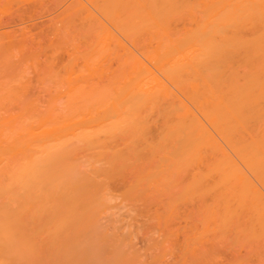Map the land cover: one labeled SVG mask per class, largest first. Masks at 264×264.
I'll return each mask as SVG.
<instances>
[{
  "label": "bare ground",
  "instance_id": "1",
  "mask_svg": "<svg viewBox=\"0 0 264 264\" xmlns=\"http://www.w3.org/2000/svg\"><path fill=\"white\" fill-rule=\"evenodd\" d=\"M73 5L65 11L80 19L62 49L80 63L67 59L66 90L52 76L63 97L26 102V88L18 104L24 92L0 82V94L10 88L18 100L0 99V264H163L174 247L167 264H218L238 245H264V125L255 127L264 120V0ZM108 41L117 69L86 81ZM121 207L135 223L146 218L134 229L144 227L147 256L134 248L136 231L118 227Z\"/></svg>",
  "mask_w": 264,
  "mask_h": 264
},
{
  "label": "rangeland",
  "instance_id": "2",
  "mask_svg": "<svg viewBox=\"0 0 264 264\" xmlns=\"http://www.w3.org/2000/svg\"><path fill=\"white\" fill-rule=\"evenodd\" d=\"M72 2L75 3L76 0H74V1L73 0H59V1L58 0H1L0 1V22H2L1 23L2 26H0V33H1L0 34V41L3 40V43L4 42H8V43H5L6 45H4L3 43L0 42V56L2 57L1 58L2 60L0 59V61H1L0 62V68H2V69H0V71H1L0 72V82L1 81H4L3 83H5V84L7 82V84L5 86H4L3 83H0V84H3V86H4L3 87L1 85L3 87L2 89L6 88V86L7 87L9 86L10 88H12L11 89L12 91H11L10 95H14V91H15V90H13V87H12L11 84H13L14 86H16L18 88L17 91L19 93L22 92V91L24 92L23 94L20 93L21 95L18 93L21 96V100L19 99V101H18L14 96L13 97L12 96H10V97L8 96L9 95V92H10V90H9L10 88H8V89H5V91L3 92L4 94H2V93L0 94V95H2V97L0 96V99L1 98L2 99L5 98V100H6V99H8V98H6L8 96L9 98H12L13 100L15 99L16 101H18V104H19L20 101H21V103L22 102H25L26 101L25 99H27L26 97L30 98V99H27L26 102H28L29 100L30 101H34L35 100L36 102L39 101V103H42L43 101H44L43 103H46V102H48L50 100L57 99L58 96H59L58 99L61 98V97H63V93L65 92V90L68 88V85H69V82L67 81L68 79L67 78H64V77H66L65 76L66 71L69 70V68H67L65 66L66 61H67V59H69L68 60L69 66L68 65L67 66L70 67V68L72 66H74V67L77 66L78 67L77 64L80 63V62H77V64H76V61H78V60L75 61V59L72 56L73 55L72 54V51H73L72 50V47H70L69 53H68V51L66 49L65 50H64V48L62 49V47H65V45H66V48H69V45H71V43L70 44L69 43H66L65 40H63V39H66V37H65L66 35L64 36V34H66V32H68L66 30L67 29L69 30V28L72 27L71 24L73 25L75 23L73 26L78 25V22H77L78 20H77L76 17H78V19H80L78 15H76V17L74 16L76 14V13L74 14V10H72L73 13L72 12H70V13L73 14V16L75 17V20H74V17L73 16L68 15V14H70L68 12L71 11L70 8L75 5V4L73 5ZM67 7H70V8H67ZM65 8H67V10ZM65 10L68 11V12H66ZM61 13L62 14L63 13H65V14L68 13L67 15H68L69 18H66V15L64 16V18H61L62 17L61 16L62 15ZM70 16H71V18H70ZM60 19H63V21L61 20L62 23H60V24L57 25V23L60 21ZM64 19H66V20L67 19L68 20L71 19L70 20L71 23L68 20H67V22H66V20L64 21ZM102 21L106 24L105 20H102ZM64 22H66L65 23L66 26L63 27V28L59 27V25L60 26L63 25ZM68 22H69V26H67L68 25ZM53 23H56V24H53ZM57 27H58L59 30H62V31H59L60 34H59L58 31H55L56 32L55 33L56 35H55L52 30H56ZM2 32H3V35L5 34L4 36L2 35ZM114 32H115L116 36H119L118 39L120 41H122L123 43L128 44V42L126 41L125 38H123L118 32H116V31H114ZM7 35L10 36V37L7 38ZM60 35H61V37H60ZM21 36H23V37H21ZM59 37H60V40L62 41V43L60 45L58 44L59 46L57 47V41L54 43V40L56 38L59 39ZM120 37H121V39H120ZM18 38H19V40H18ZM21 38L24 40V44H22L23 41H21L19 43V41L21 40ZM70 38H68L66 40H70ZM51 43H53V44L51 45ZM110 43L111 42L108 41V44H110ZM21 44L23 45L22 47H20ZM67 44H69V45L67 46ZM108 44H106V46L104 45L106 47V49L104 48V46H101V50L103 48L105 49V50L103 49L101 51V53L103 51H105V52H103L101 54V57H102V55H103V57L105 56V58L108 55H109V57H107V59L100 57L101 58L100 60H102V61L99 60L100 61V63H99L100 66L98 65V68L96 70L97 72L94 71L92 75L89 74L87 76L88 78L86 77V79H87L86 81L89 80L91 82V80H92V82L95 81V82L98 83V81L101 79V81L103 80L102 83H104V79L106 78L108 80V77L111 75V73L117 69V60L115 59L116 63H115L114 60H112L113 59V55L111 54V52L115 48V54H116V53L119 52V48L118 47H115L114 44H112V43H111V45H108ZM7 45L9 47H4V46H7ZM107 46H108V48H107ZM18 47L20 48V50H19ZM56 47L59 49V52H58V49ZM111 47H113V48L109 50V48H111ZM5 48H7V50ZM56 49H57V52H56ZM9 50H10V52H9ZM14 50H15V53H14ZM5 51H7V53ZM53 51H54V53L52 54ZM60 51H62V52H60ZM66 51H67V56L65 55L66 54L65 53ZM239 51H240V53H239ZM2 54H4V55L2 56ZM232 54H233V56H232ZM34 55H36V56H34ZM37 55H38V57H37ZM54 55H56L55 58H54ZM111 55H112V57H110ZM239 55L242 56V50H240V49L238 50L236 48L232 50V52H231V56L232 57L230 58V65L233 64L234 68H239L241 66L240 65L241 62H243L242 58H240L241 56H239ZM4 56H5V58H4ZM9 56H10V58H13V59L11 61L9 59V63H7L5 61L7 60L6 58H9ZM31 56H33V57H31ZM34 57H37L36 59H38L40 62L38 60H36L37 61V64H36ZM237 58H238V60H237ZM62 62H64V65L62 64V66L59 67L60 66L59 63H62ZM103 62H104V64H103ZM233 62H235V63H233ZM4 63L6 64V66H4L5 65ZM236 63H237V66H235ZM238 63H239V65H238ZM46 64L48 65V67H46ZM70 64L72 66H70ZM7 65H9V66L7 67ZM102 65H103V67H102ZM18 66H19V68H17ZM21 66H22V68H21ZM56 66H57V68H56ZM43 69H44V71H43ZM52 69H53V71H51ZM100 69H103V70L101 71ZM53 72H55L56 74L53 73ZM42 73H43V75H42ZM18 74H20V75H18ZM25 74H27V75H25ZM59 74L60 75L63 74L62 75L63 77L61 76L63 79H60L59 78L60 77ZM103 74H105V76ZM53 75H55L54 78L57 77L56 79H57L58 83H59V80L64 81V79L67 82V86L66 87L65 86L63 87L62 86L63 83L60 82L61 83V86H62L61 88H64L65 89V90L64 89L61 90L62 93L59 92V88H60V85L59 84L60 83L58 85L56 84L57 82H55V79L54 78H53L54 80L52 79V76ZM99 75H100V79L97 77ZM40 76L41 77L43 76L42 77L43 79H46V78L49 77V79H47L48 82H47V80H43ZM45 76H46V78H45ZM95 77L98 78L97 79L98 81L96 80ZM50 79H52V80H50ZM39 80L41 82L44 81V84H39ZM105 82H107V81L105 80ZM25 83H26V85H25V87H23L24 86L23 84H25ZM27 83L29 85H31L32 87L29 86V85H27ZM46 83L48 85H49V83H50V85H52V87L51 86H48V87H50V90H47V84ZM53 83H54L55 86L53 85ZM64 84L66 85V83H64ZM44 85H45L46 88L42 87ZM56 86H58V88L56 89L57 92L54 90L55 92L50 93V94H55V95H52V96L50 95L51 96V98H50L48 91H53V88L55 89ZM19 88H22V89H24V88L26 89L27 88V89H29L28 95L25 94V92L28 91L27 89L26 90L25 89L24 90H22V89L20 90ZM42 88H44V89H42ZM43 90H46V91L43 92ZM5 92H8V93H5ZM16 92H15V94H16ZM57 93L58 94H61V95H58ZM5 94L6 95L8 94V95L3 98V95L5 96ZM18 98H20V97H18ZM12 99H10L8 101L10 102V104L13 105ZM15 104H16V102L14 103V105ZM11 107L12 106H9L8 108L10 109ZM15 108H16V105H15ZM259 120H261L260 121L261 124H260V122H257L256 124H259V125L256 126V124H255V127L256 128L257 127L259 128L260 125H264V120L263 119H259ZM261 129L264 130V126H262ZM235 130H237V129H235ZM153 132H155L154 129H153ZM238 132L236 133V137H238V134H240V135H242L243 138L244 137L245 138H248L247 134H242L243 131H241V132L238 131ZM262 132L264 133V131H262ZM245 138H244L243 144L244 143L246 144V141L245 140H247V139H245ZM221 143H223V142H221ZM223 147H224V144H223ZM227 151L230 154V150H228V148H227ZM231 155H232V152H231ZM232 156H233V158L234 157L237 158L234 154ZM235 161H238V159H236ZM113 185H115V186H113L114 190H117V187H118L117 192L118 191L120 192V189H122L121 188L122 186L119 185V184H113ZM187 206L188 205L183 206L184 207L183 209L184 210L188 209V211H189V208H191V207L188 206L189 207L188 208ZM115 212L117 213V215H116L117 221L120 219V220H122V222L120 224H122V223L124 224V225L123 224L122 225L118 224V227L119 226L122 227L121 231L124 230L123 231L124 234L127 233V231H128L127 228H129L130 230H132V229L135 230L136 231V234H137L136 235L137 237L134 238V248L136 250H138V251L140 250L141 251V254L144 253L143 255H146L145 252L146 251H149V250L147 248L148 247L147 246V243L145 241H143L145 239V236H144V227H141V230L140 229L139 230L134 229V228H136L135 226H137V225L138 226H141L142 225V220H146V218L141 219L140 217H138V219H141V221L139 223L136 222L137 223L136 224L135 223V220L133 221L132 218L129 216V213L127 212V208L121 207L120 210L116 209ZM135 213H136L135 211L134 212L132 211L130 213V215L133 216V215H135ZM106 220L107 219L102 220L103 221V224L105 223L104 226H107V228H110V223L108 221V224H107V221ZM128 221H132V223H134V224L131 225L132 227H130V224H128L129 227L127 225L126 228H125L124 226L126 225V223H128ZM179 222H181V221H179ZM179 222H177V223L180 226ZM181 224L182 225L184 224L183 220H182ZM147 225H149V223H146L145 226H147ZM173 229H175V227ZM157 235L158 234H156L155 238H157L159 236V235L158 236ZM157 239H159V238H157ZM238 246L239 247H237L236 250L234 248L235 251L233 253H232V251L231 252L228 251L226 253H223L222 254V257H221L222 260L221 261L218 260L219 263L218 262L217 263L218 264H264V245H261V246H259V245L258 246H256V245H252V246L251 245H249V246L248 245H246V246L245 245H242V246L241 245H238ZM173 247L174 246H172L170 248H173ZM174 248L173 249H170L171 252H169L168 250L164 252L165 253L164 259H166L165 260L166 263L164 262L165 264H167L168 261H170V263H174L175 258H176L175 252L177 253V251L174 250ZM154 252H156V251L154 250L152 253H154ZM148 259L149 258L147 257V260ZM142 261L145 262V260H142ZM150 261H151V257L149 259V262ZM208 262L209 261H200L199 263L198 262H196V263L197 264H209ZM210 262L212 264H215L216 261H210ZM190 263L193 264L195 262H190Z\"/></svg>",
  "mask_w": 264,
  "mask_h": 264
}]
</instances>
